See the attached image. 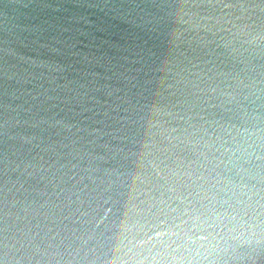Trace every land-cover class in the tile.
<instances>
[{"label":"water","instance_id":"obj_1","mask_svg":"<svg viewBox=\"0 0 264 264\" xmlns=\"http://www.w3.org/2000/svg\"><path fill=\"white\" fill-rule=\"evenodd\" d=\"M0 264H264V0H0Z\"/></svg>","mask_w":264,"mask_h":264}]
</instances>
